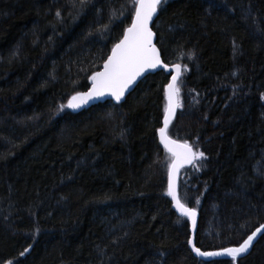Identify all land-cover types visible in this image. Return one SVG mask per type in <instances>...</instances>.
Masks as SVG:
<instances>
[{
  "label": "trees",
  "instance_id": "obj_1",
  "mask_svg": "<svg viewBox=\"0 0 264 264\" xmlns=\"http://www.w3.org/2000/svg\"><path fill=\"white\" fill-rule=\"evenodd\" d=\"M134 15V0H0V264H264V235L235 261L191 250L158 136L170 73L67 107ZM153 30L182 67L168 135L204 153L179 181L196 246L237 247L264 225V0H168Z\"/></svg>",
  "mask_w": 264,
  "mask_h": 264
},
{
  "label": "snow or ice",
  "instance_id": "obj_2",
  "mask_svg": "<svg viewBox=\"0 0 264 264\" xmlns=\"http://www.w3.org/2000/svg\"><path fill=\"white\" fill-rule=\"evenodd\" d=\"M83 2L84 0H81V3ZM167 2L168 0H134L135 15L131 27L125 30L123 39L114 45L112 54L104 64V70L95 73L91 77L92 88L86 93H78L77 96H73L67 107L77 109L81 107V104L75 103L74 101L83 100L84 103H87L89 99L103 97L105 93H108L119 102L125 91L128 90L129 86L137 77L149 69L167 67L160 58L159 49L153 43L156 34L150 27V24L153 22V17L157 15L158 8ZM56 15L60 16V12H57ZM175 68L177 75H179L181 66L176 64ZM176 81L177 76H173L172 83L167 85L168 105L165 108L164 127L159 129L161 143L175 157L168 170L166 194L175 202V206L180 213L192 220L193 227H195L196 210L187 207L178 199L176 175L179 167L183 163H192L195 158H204V153L193 152L191 146L187 143L178 145L176 141L169 139L166 134L170 120L175 114V109L180 106L176 99L179 93V89L176 87ZM262 229H264V225L257 227L255 231L247 235V238L238 247L223 248L221 251L216 252H204L194 245L193 249L201 257L229 256L235 261L241 254L249 251L258 234L264 235ZM189 243L191 244L192 241L190 240ZM28 251L29 249L26 248L20 255L23 256ZM8 264H12V261H9Z\"/></svg>",
  "mask_w": 264,
  "mask_h": 264
},
{
  "label": "water",
  "instance_id": "obj_3",
  "mask_svg": "<svg viewBox=\"0 0 264 264\" xmlns=\"http://www.w3.org/2000/svg\"><path fill=\"white\" fill-rule=\"evenodd\" d=\"M158 14H159V8H158V10H157V15L153 17V22L150 24V27L152 28V31H153V32H154V30H153V24H154V22H155V20H156V18H157V16H158ZM130 27H131V26H130ZM128 28H129V27H128ZM154 33H155V32H154ZM122 39H123V37H122ZM156 42H157V37H156V35H155L154 40H153V43H154L155 46L159 49V47L157 46ZM159 52H160V49H159ZM111 54H112V51H111L110 55H111ZM110 55H109V56H110ZM109 56H108V57H109ZM160 58H161L163 64H164V65H167V64L164 63V61H163V59H162L161 52H160ZM107 59H108V58H107ZM106 61H107V60H106ZM106 61H105V62H106ZM104 64H105V63H104ZM103 70H104V65H103L102 69H101L99 72H101V71H103ZM157 71H165V72H167V73H170V74H171V79H170V82H169V83H172V77H173V76H177V81H176V87H177V83H178L179 79H180L181 76H182V67H181V69H180V73H179V75H177V70H176V68H175V65H167L166 68H165V67H157V68H155V69H149V70H147L146 72H144L141 76L137 77V79H136V80H135V81L129 86L128 90L125 91L123 97L121 98V100H120L119 102H117V101L115 100V98L112 97L111 95H109L108 93H105V95H104L103 97H100V98H94V99H89V100L87 101V103H85V104H86L87 106H93V105H96V104H99V103H104V102H106V101H112V102H114V103H116V104H121V103H123V102L126 100V98L128 97V95H129L132 91H134V89L137 87V85L139 84V82H140L141 80H143V79H144L146 76H148L150 73H155V72H157ZM91 88H92V82H91V86H90V88H89L86 92H88ZM176 99L178 100V95H177ZM177 111H178V107L175 109V114H174V116H172V118H171V120H170V123H169V125H168L167 133H166V134H167V136H168L169 139L176 141V143H177L178 145H182V144H184L183 142L177 141L176 139H173V138L169 137V135H168V129H169L170 125L172 124L173 120L175 119V117H176V115H177ZM162 127H164V119H163V122H162ZM162 127H161V128H162ZM158 133H159V131H158ZM159 140L161 141L160 133H159ZM162 144H163V143H162ZM163 146H164V144H163ZM190 146H191V145H190ZM164 147H165V146H164ZM191 148H192V151H193V152H196L195 149H194L192 146H191ZM166 149H167V148H166ZM167 151H168V149H167ZM168 152H169V151H168ZM169 153L172 155L171 152H169ZM172 156H173V155H172ZM174 159H175V157H173L172 163H173ZM195 161H196V158L193 159L192 163H187V162L183 163L182 166L179 167V169H178V171H177V175H176V191H177V197H178V199L180 200L181 203H183V202L181 201V199H180V195H179V181H180V175H181V172H182L184 169H186V168H188V167H191V166L195 163ZM172 163H171V164H172ZM170 199H171V201H172V198H171V197H170ZM172 203H173V210H174L178 215L183 216V215L180 213V211L178 210V208L175 206V202L172 201ZM186 206H187V205H186ZM187 207L192 208V207H190V206H187ZM195 210H196V209H195ZM184 217H185V216H184ZM190 220H191V219H190ZM198 222H199V214H198V212H197V210H196V225H195V227H193L192 220H191V233H192V235H191V239H192V243H191V244H192V248H191V249L193 250V252L195 253L196 256H199V255H197L196 252L194 251V249H193V245L195 246V234H196V228H197ZM262 231H264V229H262ZM259 236H260V234L257 235V237H256V239L254 240L253 244H254L255 241L259 238ZM253 244H252V245H253ZM195 247H196V246H195ZM237 247H238V246H237ZM251 248H252V246L250 247V249H251ZM250 249H249V251H250ZM201 251H202V250H201ZM249 251H248V252H249ZM213 252H216V251H213ZM248 252H247V253H248ZM247 253H243V254H241L240 256L245 255V254H247ZM200 257H201V256H200ZM214 257H221V256H214ZM214 257H204V258L211 259V258H214Z\"/></svg>",
  "mask_w": 264,
  "mask_h": 264
},
{
  "label": "bare ground",
  "instance_id": "obj_4",
  "mask_svg": "<svg viewBox=\"0 0 264 264\" xmlns=\"http://www.w3.org/2000/svg\"><path fill=\"white\" fill-rule=\"evenodd\" d=\"M84 103V102H83ZM85 104V103H84ZM158 136H159V133H158ZM198 212V211H197ZM198 214H199V212H198ZM189 218V217H188ZM190 219V218H189ZM199 220H200V214H199ZM190 223H191V220H190ZM198 226H199V222H198V225H197V228H196V234H195V246H196V236H197V231H198ZM190 231H191V227H190ZM191 235H192V233H191ZM261 236V235H260ZM190 240L192 241V239H191V236H190ZM190 247L192 248V244H190ZM197 247V246H196ZM192 250V249H191ZM193 251V250H192ZM219 251H221V250H219ZM213 252V251H212ZM250 252V251H249ZM248 252V253H249ZM247 253V254H248ZM195 254V253H194ZM247 254H245V255H242V256H239V257H244V256H246ZM198 258H200V259H202V260H204V261H210L211 259H215V258H221V257H229V256H221V257H214V258H211V259H207V258H204V257H200V256H197Z\"/></svg>",
  "mask_w": 264,
  "mask_h": 264
},
{
  "label": "rangeland",
  "instance_id": "obj_5",
  "mask_svg": "<svg viewBox=\"0 0 264 264\" xmlns=\"http://www.w3.org/2000/svg\"><path fill=\"white\" fill-rule=\"evenodd\" d=\"M82 102H83V100H82Z\"/></svg>",
  "mask_w": 264,
  "mask_h": 264
}]
</instances>
